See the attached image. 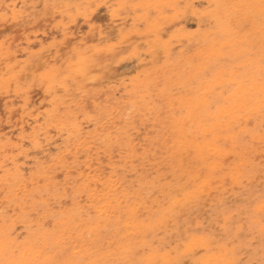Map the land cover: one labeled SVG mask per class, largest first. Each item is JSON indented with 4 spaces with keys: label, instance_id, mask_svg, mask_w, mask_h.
I'll return each mask as SVG.
<instances>
[{
    "label": "rangeland",
    "instance_id": "374dc122",
    "mask_svg": "<svg viewBox=\"0 0 264 264\" xmlns=\"http://www.w3.org/2000/svg\"><path fill=\"white\" fill-rule=\"evenodd\" d=\"M150 1L0 0V237L33 244L52 264H70L74 246L79 264H216L221 248L233 257L226 264H264V113L249 125L241 119L232 139L216 118L220 89L209 110L199 107L197 138L203 125L222 151L216 172L201 164L203 179L190 172L201 162L196 151L175 145L182 138L173 124L190 119L180 96L197 98L219 69L242 61L235 49L261 58L251 1L231 4L225 27L207 0ZM224 42L222 58H207ZM19 180L29 184L14 193ZM89 182L94 194L82 188ZM109 183L117 186L106 193ZM109 197L114 212L98 218ZM80 207L90 214L55 226L57 212Z\"/></svg>",
    "mask_w": 264,
    "mask_h": 264
},
{
    "label": "bare ground",
    "instance_id": "6f19581e",
    "mask_svg": "<svg viewBox=\"0 0 264 264\" xmlns=\"http://www.w3.org/2000/svg\"><path fill=\"white\" fill-rule=\"evenodd\" d=\"M207 1H208V3H210L213 6V11L211 13V17L214 18V20L216 22H218L221 26L225 27V25L227 23H229L230 5L231 4H233V5L234 4L235 5L238 4L239 0H207ZM240 1L241 2L251 1L250 6L248 7L249 8L248 11L251 12V14L253 16V24L256 26L255 27V29H256L255 32L256 33H260V35L264 37V9L261 8L262 0H240ZM157 2H159L160 4L161 3L162 4H168L169 3L168 0H151L149 2V4L152 3V5H153V4L157 3ZM245 27H247V26H245ZM150 31H151V29H150ZM246 31H247V29H246ZM245 37H247V35H242V37H240L241 39L239 38L240 39V43H242V41L245 39ZM248 38H249V35H248ZM234 41H236V40H234ZM249 41H250V38H249ZM259 42H261V41L259 40ZM217 47L216 48H211V47L208 46V48H211V49L209 50L207 48L209 50L206 53L207 54V58L216 56L217 58L220 59V58H222L224 56L223 51L227 48V44L225 43L220 48H217ZM262 48H264V46ZM254 49H255V47H254ZM255 50L257 51V49H255ZM260 52L261 51L259 50L258 53H260ZM233 55L237 59H240L242 61L239 60L240 63L236 64V66H233L230 69V71L227 72V73L224 71V69H219V71L216 72L215 77L212 80H210L209 82H207L202 87L201 91L198 92L199 95H198L197 98H193V97L192 98L191 97L190 98H183L181 96L178 98L179 102H181L184 106L189 108L190 114L188 113V111H187V113L189 114L190 119H189L188 122H186V119L183 120V117H182L180 120L176 121L177 123L175 122L176 124L173 123L175 126L177 125L176 126L177 130L179 131L180 136L182 138V139H180V142L175 144V145L179 144V146H180L182 144L183 145L187 144L186 146L188 147V151H189L190 148H191V150L194 149L196 151L197 157L199 159H201V162L196 164L193 161V163H195L197 167L196 166L194 167L195 164H193V163H192L193 165H190V164L189 165H190V169H191L190 172L193 169L196 168L195 170L197 171V173H195L196 172L195 170H193L192 173L196 174V178L197 179L202 178V177L204 178V176H205L203 174V172H202L203 170L201 169L203 167V166H201L202 163H205L204 167H206V169L208 170L209 174L216 172L217 169L215 168L216 166L213 164L212 160H215L219 155L222 154V151L219 148L213 146L210 141L206 140L207 136H206L205 131H204L203 127H202L203 125L200 127L201 128L200 131L205 136H203L202 140L197 138V136H198L197 128L199 127V125H198V123H199L198 111L200 109L199 107H201V106L203 107L204 106V107L208 108V110L210 109V105L214 102V99H215V97H214L215 96V90L220 89V93L219 94H220V97L222 99V103L220 105L216 106L217 107L216 118L219 121H222V122H224L226 120V123H225L226 124V129L228 128L229 136L232 139L236 138V136H237V133L235 132L234 127L238 125V128L239 129L241 128V126L239 124V121L241 119L244 121V123H248L250 118H254V117L258 116L259 114L264 113V64H262V63H264V52L262 53L261 58H257V57H253L252 58V56H254L253 50L251 48H245L243 45H241L239 48L234 50ZM204 56L203 57L201 56L200 59L204 58ZM202 60H204V59H202ZM200 65H202V64L200 63ZM200 68H202V66ZM200 88H201V86H200ZM174 101H176V99ZM170 102H171V100H170ZM177 106H179V104H177ZM177 106H175V108ZM132 108H134V106H132ZM170 109H171V106H170ZM127 117H128V115H127ZM187 123L189 125H191V127L193 126L195 129H192L191 131L187 132L188 129L185 126V125H187ZM216 124H218V123H216ZM248 125H249V123H248ZM212 126L214 127V130H217L216 125L212 124ZM173 132H175V131H173ZM218 136H221V134H218ZM176 137L178 138V136H176ZM183 147L184 146H182L181 148H179V147L178 148L182 149ZM184 150H187V148H185ZM182 152H183V150H180V152L177 151V153L179 155L178 154L175 155L176 152L173 153V154L178 158V157H181L183 154H185L186 151H184V153H182ZM189 155H184V156L187 157ZM184 160L185 159H183L182 162H184ZM182 162H181V164H182ZM186 168L188 169L189 167H186ZM186 168H185V172H186ZM203 169L206 170L205 168H203ZM187 172H189V171L187 170ZM192 173H190V174H192ZM190 174H187V175H190ZM202 174H203V176H202ZM93 178H94L93 180L96 181V183H97V180H98L97 177H96V179H95V177H93ZM194 178H195V176H194ZM33 180L34 181H31L32 183H34L36 179L34 178ZM205 180H206V178L201 182L202 183L201 186H204L203 182ZM90 182L89 183H85L84 185H82L83 186L82 188L84 190H90V193H91V189L90 188L92 187L93 184H91ZM114 183H109L108 185L106 184L107 186H106V188H104L106 193L111 192L112 190L115 189V187L117 185H114ZM28 184L29 183H26V181L19 180L16 184H14L12 187H10V189L14 193H18V192H20L22 190H25L27 188ZM187 184L189 185V183H187ZM94 185H96V184H94ZM180 191H181V189L179 190V192ZM90 193H89V195H90ZM153 193H155V192H153ZM91 194H94V192L91 193ZM97 194L98 193H96V195ZM102 194H105V192H102ZM192 194H194V197H196V194L194 192ZM101 196H100V193H99V196L97 197V199L99 197H101ZM92 197L94 198L95 196L93 195ZM106 197H107V195H105V198ZM113 199L114 198L109 197V198H107L108 201H106L108 203H105L106 205L103 204L104 206L101 205L102 207L95 208V213H97L98 218L107 217L113 211L112 208L111 209L109 208V206H111L113 204V201H115V199L114 200ZM90 204H94V203H92L90 201ZM177 204L178 205L183 204V201H179V202H177ZM88 205H89V203H88ZM18 206L20 207L21 212L25 211V202L22 203V204H19ZM118 206H120L119 199H118ZM153 206H155V205H153ZM170 207H171V205H170ZM176 207L177 208H175V209H178V206H176ZM139 208H140V205H139ZM130 209H131V214H134V216L136 215L137 212H139V210H138V208L136 206H133ZM46 211H50V210L47 209ZM82 211L83 210L81 209V207L79 209H76V210L73 209L72 211H69L68 209L67 210L66 209L62 210L61 209V211H59V213L57 212V215H56L57 219L54 220L55 221V223H54L55 226H57L58 223H60L61 220H59V218L62 219L64 217H69L71 215H78V216L81 217V216H86V215L88 216V214H90V213L83 214ZM170 211H171V209H170ZM178 211L179 210H177V212ZM54 213H55V211H54ZM171 213H172V211H171ZM119 214H117V215L119 216ZM166 219H168V218L166 217ZM132 221H131V223H132ZM127 222H128V224H127ZM127 222H124V223H126V225H129L130 220L127 221ZM64 226H66V224H64ZM93 226H91V227H93ZM28 227H30V225ZM99 228H100V222H98V225L96 224L93 228H89L88 229L89 234L96 233ZM135 228L138 229L139 225H135ZM64 232H67V230L66 231L64 230ZM56 235L57 234H55L53 236H56ZM55 238H56V242L55 243L56 244H58V243L60 244V243L63 242L64 234H62V235L59 234ZM201 242H202V243H200L201 246H204L206 249L207 248L210 249L211 243L209 241H207L206 239H202ZM125 245H126V243H125ZM191 245L193 247L189 250V253L195 252V249L197 248V246H196L197 242L193 239ZM120 246H121V244H120ZM84 249H86V248H84ZM77 250H79V249H77L74 246L73 250H72V257L74 258V260H72L70 264H79V263H77L76 259L79 258V260H80L81 255L79 256L80 251H77ZM112 250H114V249H112ZM102 256H104V255H102ZM232 258L233 257L231 255V252H228V250L225 249V248H221L220 249V256H219L220 260L216 264H226V262H224L223 259L227 260V261H233ZM50 261H52V256L51 255H44L40 250H36L33 244H28V245H26L24 247H21V245L18 244V239L12 237L11 234H7V235H4V236L0 237V264H52ZM118 262H120V261H118ZM95 263H96L95 260L91 262V264H95ZM149 264H154V260H151L149 262Z\"/></svg>",
    "mask_w": 264,
    "mask_h": 264
},
{
    "label": "snow or ice",
    "instance_id": "6c2138e0",
    "mask_svg": "<svg viewBox=\"0 0 264 264\" xmlns=\"http://www.w3.org/2000/svg\"><path fill=\"white\" fill-rule=\"evenodd\" d=\"M261 8L264 9V0H262Z\"/></svg>",
    "mask_w": 264,
    "mask_h": 264
}]
</instances>
